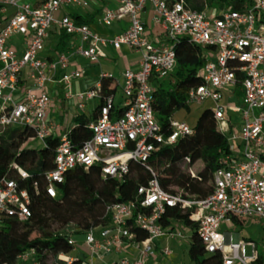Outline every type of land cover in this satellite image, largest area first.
<instances>
[{"label": "built area", "instance_id": "2783aa9c", "mask_svg": "<svg viewBox=\"0 0 264 264\" xmlns=\"http://www.w3.org/2000/svg\"><path fill=\"white\" fill-rule=\"evenodd\" d=\"M241 10L195 11L186 0H0V128H27L35 141L44 146L54 128L47 122L50 97L47 86L53 82L57 68L70 65L75 56L89 65H98L106 57L105 47L118 51L121 47L139 54L137 67L127 68L122 81L110 73L113 88H120L123 103L118 113L114 94L103 96L101 84L76 95L83 109L88 101L102 99L98 117L88 126L90 139L80 147L71 143L67 133L61 135L55 149L53 169L45 176L46 194L55 198V184L61 183L69 171L95 168L101 178L122 181L131 163L142 164L150 177L136 190L133 200L106 207L110 222L102 228H91L85 234L88 259L83 264H104L106 256L120 254L131 247L133 259L119 258L111 264H147L157 256V242H186L190 236L180 222L163 225L168 209L193 210L190 220L197 224V235L205 253H220V264H253L257 259L256 244L244 241L221 226L232 219H258L264 226V0H250ZM150 6L149 10L147 6ZM68 7L87 11L96 7L100 26L111 28L126 22V28L113 37H104L87 24H77ZM150 13V25L142 19ZM60 14V17L57 15ZM63 31L71 37L70 48L55 59L42 56L52 32ZM22 37L19 45L11 39ZM191 44L211 48L201 70V84L189 89L187 103H212L210 109L218 130L226 136L228 153L212 175V192L201 199L187 198L182 192L163 190L155 169V154L179 138L192 135L186 123L173 118L171 133L165 135L156 120L153 104L154 80L170 78L176 67L175 46L178 38ZM84 68L63 74L61 81L69 85L84 75ZM241 75V80L238 79ZM241 81L242 104L224 105L223 93L234 98ZM228 112L240 117L234 125ZM186 157L182 168L189 164ZM21 179L28 178L20 167L12 165ZM196 178V171L186 167ZM37 190V185L34 184ZM31 198L25 188L10 179L0 180V227L6 218L23 222L31 217ZM135 228L146 234L137 240ZM95 232L98 233L95 236ZM75 248V242L68 238ZM250 248V253L247 249ZM74 250V249H73ZM173 254L169 247L160 250L163 257ZM36 250L18 256L19 262L41 264ZM58 260L71 264L72 259L58 255ZM49 263L54 257L48 254ZM108 264V263H105Z\"/></svg>", "mask_w": 264, "mask_h": 264}, {"label": "trees", "instance_id": "16d2710c", "mask_svg": "<svg viewBox=\"0 0 264 264\" xmlns=\"http://www.w3.org/2000/svg\"><path fill=\"white\" fill-rule=\"evenodd\" d=\"M246 2L251 1L186 0L189 8L199 12L205 9L238 11ZM72 17L77 24L90 25L94 14H89L86 19L79 15ZM259 21L264 23V18ZM57 37L58 43L54 51L66 52L70 48L71 37L63 31ZM211 50L191 44L186 38H178L175 46L176 67L172 73L173 82L153 81V111L166 136L171 133L169 121L174 113L189 109L187 93L190 88L201 84L200 73L206 62V54ZM238 79L241 80V75H238ZM111 83L109 79H101L103 96L114 94L116 89L110 88ZM235 96L238 100L242 96L241 81L237 83ZM103 103L104 101L99 99V104L89 116L74 117V127L67 135L76 147L90 139L91 131L88 126L97 119ZM32 137L34 132L27 128H0V180L7 178L15 181L20 188L29 192L31 198V217L28 220H3L0 227V264H28L19 262L17 258L32 248L36 250V258L41 264H50L48 254L54 257L52 264H66L58 260L60 254L70 257L71 264H83V258L70 255L74 247L68 244L69 236L61 233V230L70 224L83 233L91 228L106 226L110 222L106 207L113 203L133 200L137 188L145 185L150 175L146 168L138 163L130 164L129 174L122 181L103 179L95 168H76L66 173L61 183L55 184L57 195L51 198L45 192V176L53 169L59 138L50 136L45 139L44 146L37 147L35 141L28 142ZM227 153L226 136L218 130L211 110L206 109L199 116L192 135L179 138L173 145L161 147L155 154L159 185L165 191H180L187 198H204L212 192V175L221 166V160ZM186 157L190 160L186 167L196 171V178L187 173L186 167L182 168ZM12 165L22 168L28 178L21 179ZM34 184L37 185V190ZM192 211L168 209L162 223L167 225L171 220H176L189 232L187 256L192 264H220V253H205L197 235V224L190 220ZM232 222L239 226L243 220L232 219ZM51 223L57 224L60 230L50 231ZM35 230L37 234L32 238ZM132 231L137 240L146 238L144 232L135 228ZM253 264H262V256L258 253Z\"/></svg>", "mask_w": 264, "mask_h": 264}, {"label": "crops", "instance_id": "0c3cea01", "mask_svg": "<svg viewBox=\"0 0 264 264\" xmlns=\"http://www.w3.org/2000/svg\"><path fill=\"white\" fill-rule=\"evenodd\" d=\"M97 12H98V9H96V7H92V8H89L87 11L81 10V11L74 12V15H79L80 17H83L86 19L88 18L89 14H94L93 21L91 22L89 26L91 27L93 31H95L96 33L104 37H108V38L113 37L115 34L119 33L120 31L125 30L126 22H120L111 28L100 26L97 22V16L99 15V13ZM141 17L146 22L147 25H150L151 14L149 12L143 13ZM51 35L52 33L50 34V36ZM50 36L48 40L50 39ZM57 36L58 35H56V37ZM48 40H47L46 46L49 43ZM125 48L128 52H132L131 57L129 58V60H127V67L134 69L137 67V64L140 58L139 54L134 51L129 50L127 47ZM104 51L106 53V57L102 58L98 65H89L84 58L80 56H75L73 59L70 60V65L66 69L62 70L59 67L57 68L53 82L47 86V92L50 97V105H49L48 112H47V122L51 127L54 128V131L52 132L51 136L60 138L61 135L68 133L74 127L73 119L76 115H86L85 111L87 108L89 109V115H91L95 107L99 104L98 102L99 99H95L92 101H88L83 109H79L77 106L78 102H77L76 95L80 92H84L89 89L95 88L99 83L101 84L102 74L110 73L113 75V72L111 70V66L113 65V61H112L113 57L111 53L114 52V50L111 47H105ZM45 58L55 59V56L48 55ZM103 61H106V62L103 63ZM78 67L84 68V71H85L84 75L80 79L72 81L69 85L61 81V77L63 74L71 73L75 71ZM117 80L120 82L122 81L121 77ZM110 88L113 89L112 83L110 85ZM115 89L116 90L114 92V96L116 95L118 88H115ZM116 110H121V108L118 109L116 107ZM89 115H86V116H89ZM245 220H248L250 224L255 223L260 228H264V226L260 224L258 219H245ZM245 220H243V223L246 224L247 222H245ZM223 225L221 226V230H222ZM231 225L233 227L235 226L233 222L231 223ZM185 232L188 236H190L189 232L186 229H185ZM234 235L239 238V234L235 233ZM246 241H252L256 244V252L262 256V264H264V250L260 249L261 246L264 247V234H259L258 242L253 241V240H246ZM169 244L173 245L175 250H172L169 247ZM164 247H169L172 250L173 254H175V252L177 253L179 252L181 253V255H184V252H186L188 249V244L186 242L179 243V242H173V241H168V240L158 241L157 249H156L157 256L154 260L152 259L148 260L147 264L159 263L160 258H161L160 250ZM247 251L248 253H250L251 251L250 248H248ZM135 256H136V252L131 247H128L125 250V252H122L120 254H111L109 256H106L104 259V264L105 263L111 264L119 258L133 259ZM95 264H102V263L98 261Z\"/></svg>", "mask_w": 264, "mask_h": 264}, {"label": "rangeland", "instance_id": "374dc122", "mask_svg": "<svg viewBox=\"0 0 264 264\" xmlns=\"http://www.w3.org/2000/svg\"><path fill=\"white\" fill-rule=\"evenodd\" d=\"M30 1V0H29ZM150 6H147V9L149 10ZM65 11L67 12H73V11H80L78 8H73V7H68L67 9H65ZM57 17H60V14L57 15ZM52 35L54 37H56V35L54 34V32H52ZM50 36V39L48 40V45L45 47L42 56L46 57V56H56L57 57V52L54 51L56 44L58 43V37L54 38L53 36ZM22 37L21 36H16L13 37L11 39V43L13 45H19L22 42ZM112 55V61H113V65L111 66V70L113 72V77L114 79H119L123 73L124 70H126L127 67V60H129V58L132 55V52H128L126 50L125 47H121L120 50L118 51H114L111 53ZM106 61H103V63H105ZM161 81L165 82V83H170L171 80L170 78H164V79H160ZM228 93H223V97L221 100V103L224 105H241L242 104V96L241 98L238 100L236 97L234 98H229ZM99 102V101H98ZM123 103V97H122V93L120 88H118L117 93L115 95V106L119 109L121 108ZM189 109H181L177 112L174 113V115L172 116V118L176 121L179 122H183L186 123L191 129L196 128L197 126V120L199 118V116L201 115V113L206 110V109H211L212 108V103L211 102H206L203 103L202 105H196V104H189ZM86 115H89V109L87 108L85 111ZM229 117L231 118V122L234 125H239L241 120L239 115L235 114V113H231L228 112ZM36 146H40L38 143H36ZM199 166V165H198ZM245 222H247L246 224L243 223V225H239V226H232L231 223L230 224H225L222 227V232H229L231 234H239V238L243 239V240H253V241H257L258 242V237L259 234H264V228H260L259 226H257L255 223L250 224V222H248V220H245ZM59 226L55 223H51L50 225V231H58ZM61 233L63 234H67L70 239H72L76 246L74 248V250L70 253V255L72 257H81L83 259H88V251L87 248L85 246V234L81 231H79V229H77L73 224H70L66 227H64L61 230ZM37 234V231L35 230V232L32 235V238H34ZM98 233L95 232V236H97ZM172 244V243H171ZM169 244V247L172 250H175V248L173 247V245ZM261 250H264V247H260ZM157 264H192L191 261L189 260L188 256H187V251L184 252V255H181V253H177L175 252V254H173L171 257H163L161 256L159 263Z\"/></svg>", "mask_w": 264, "mask_h": 264}]
</instances>
